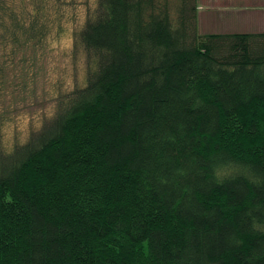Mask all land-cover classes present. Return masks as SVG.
<instances>
[{"label": "trees", "instance_id": "obj_1", "mask_svg": "<svg viewBox=\"0 0 264 264\" xmlns=\"http://www.w3.org/2000/svg\"><path fill=\"white\" fill-rule=\"evenodd\" d=\"M78 3L83 84L7 147L0 101V264H264V33H201L197 0ZM75 4L0 0V97Z\"/></svg>", "mask_w": 264, "mask_h": 264}, {"label": "rangeland", "instance_id": "obj_2", "mask_svg": "<svg viewBox=\"0 0 264 264\" xmlns=\"http://www.w3.org/2000/svg\"><path fill=\"white\" fill-rule=\"evenodd\" d=\"M78 1L76 0L73 8L65 9L67 20H76L67 22L66 31L55 40L50 39V36L41 52H37L39 62L34 83H5L0 101L9 106L5 116L7 121L2 126V140L6 147L24 143L29 133L38 129L42 119L44 122L53 115L58 100L85 81V54L80 47L75 46L73 36V31L82 23L86 10V5ZM89 5L93 7V0H89ZM238 30L241 29L234 31ZM19 72L18 75L25 73L24 70L23 73ZM26 78L29 80V77Z\"/></svg>", "mask_w": 264, "mask_h": 264}, {"label": "crops", "instance_id": "obj_3", "mask_svg": "<svg viewBox=\"0 0 264 264\" xmlns=\"http://www.w3.org/2000/svg\"><path fill=\"white\" fill-rule=\"evenodd\" d=\"M197 4L201 33H264V0H197Z\"/></svg>", "mask_w": 264, "mask_h": 264}]
</instances>
